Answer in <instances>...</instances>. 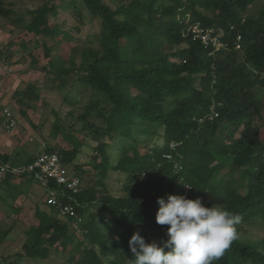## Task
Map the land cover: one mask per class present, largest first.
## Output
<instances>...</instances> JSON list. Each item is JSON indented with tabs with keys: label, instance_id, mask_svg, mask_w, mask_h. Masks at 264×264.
Listing matches in <instances>:
<instances>
[{
	"label": "trees",
	"instance_id": "16d2710c",
	"mask_svg": "<svg viewBox=\"0 0 264 264\" xmlns=\"http://www.w3.org/2000/svg\"><path fill=\"white\" fill-rule=\"evenodd\" d=\"M81 2L99 20L98 32L86 34L67 60L51 56L52 46L45 47L48 62L41 70L53 74L59 88L69 87L63 97L67 103L79 104L84 94L93 102L74 116L96 142L88 165L97 179H88L92 185L75 195L83 216L76 229L86 244L73 242L71 218L58 217L53 207L36 206L37 223L25 232L24 256L46 259L51 247L63 251L72 244V264H134L128 244L134 232L146 242L167 239L168 226L155 219L157 198L186 193L192 199L206 196V206L241 217L238 239L214 264H264V236L255 241L239 237L240 228L253 219L264 223V0L255 17L246 15L255 0H120L113 7L103 0ZM2 4L0 14L7 15ZM29 15L24 29L41 35L43 42L72 39L69 31L51 23L54 5L46 2ZM195 23L222 29L224 47L214 50L193 40L189 28ZM90 36L96 47L88 42ZM13 94L19 101L38 98L33 84ZM60 127L55 123L51 134ZM72 131L65 134L72 148L43 149L55 151L66 166L81 146ZM159 132L161 144L151 143L141 152L142 135ZM216 155L245 166L244 192L230 179H213L223 167L215 163ZM26 157L25 163L33 155ZM0 161L16 164L8 154H0ZM72 171L80 180L88 175L81 166ZM110 171L124 175L122 195L105 190ZM180 182L194 188L187 190ZM99 221L116 236L106 239Z\"/></svg>",
	"mask_w": 264,
	"mask_h": 264
},
{
	"label": "rangeland",
	"instance_id": "374dc122",
	"mask_svg": "<svg viewBox=\"0 0 264 264\" xmlns=\"http://www.w3.org/2000/svg\"><path fill=\"white\" fill-rule=\"evenodd\" d=\"M2 7L8 10L7 15L0 14V65L1 68L13 67L10 72L11 78L15 79V90L22 92L27 84H33L37 99L19 101L16 94L9 93L11 109H13L17 118L18 138L22 145L17 149V155L21 160H25L29 155L36 156L46 147H53L56 150L72 148L73 146L65 139L66 131L72 129L73 136L78 140L81 146L67 166L73 170L74 166H81L87 171L88 175H82V187L91 186L90 183L97 179L95 171L91 170L88 163L94 154L96 142L92 140V135L86 129H81L80 122H76L74 116L79 112L83 105L88 102L87 96L80 97L79 104H69L64 100V94L69 87L59 88L57 80L53 74H48L41 70V67L47 66L48 57L45 55V47L52 46L51 56H58L67 60L72 54V47L78 45L84 40L86 34H93L99 30V20L93 18L86 10L81 0H1ZM110 6H115L120 0H103ZM48 2L54 5L56 9L55 16H49L52 22L58 24L64 31L72 34L71 40L53 42L49 39L43 42L41 35H34L24 29V24L30 19L29 12L42 4ZM263 0H255L248 7V16L255 17ZM81 15L82 19H78ZM75 27H79L81 32ZM91 36L88 39L91 41ZM93 39V38H92ZM44 44V45H43ZM91 46L96 47L95 40L90 42ZM76 62L78 58L75 56ZM70 66V65H69ZM7 76V75H6ZM14 90V91H15ZM13 91V92H14ZM73 93V92H72ZM264 118V110L262 112ZM55 123L61 127L53 136L51 134ZM65 129V130H64ZM137 146L141 152L146 150V145L151 143L161 144V133L142 135ZM23 156V157H22ZM217 164H223V167L215 174L213 179H230L236 184L239 192H244L246 178L243 176L245 166H234L231 156L216 155ZM0 174V256L7 262L13 264H72L69 261L71 256L69 244L65 250L61 251L51 247L50 255L46 259H33L24 256L22 245L25 242V232L30 225L36 224L33 217L36 206L46 209L48 206L43 201L44 192L41 185L31 181L29 193L19 187L18 176L5 177ZM124 175L109 172L104 180L105 190L113 195H122V178ZM89 177V178H88ZM88 179H90L88 181ZM6 180V181H5ZM25 186V185H24ZM21 188V189H20ZM28 188V189H29ZM27 189V190H28ZM23 190V191H22ZM199 196H195L197 198ZM194 198V199H195ZM205 203L208 197H200ZM94 209V207H92ZM96 209V208H95ZM102 230L105 231V238H114L116 232L113 229H107V225L99 221ZM70 231L74 232V243L81 241L86 244L84 237L71 225ZM264 236V223L255 218L246 225H243L239 231V237L244 241H255Z\"/></svg>",
	"mask_w": 264,
	"mask_h": 264
},
{
	"label": "clouds",
	"instance_id": "9594fccd",
	"mask_svg": "<svg viewBox=\"0 0 264 264\" xmlns=\"http://www.w3.org/2000/svg\"><path fill=\"white\" fill-rule=\"evenodd\" d=\"M182 184L187 190L194 188ZM157 204L156 223L168 226L167 239L146 242L134 232L128 241L134 264H214L238 239L241 217L226 208L206 206L200 197L192 199L186 193L158 197Z\"/></svg>",
	"mask_w": 264,
	"mask_h": 264
},
{
	"label": "built area",
	"instance_id": "2783aa9c",
	"mask_svg": "<svg viewBox=\"0 0 264 264\" xmlns=\"http://www.w3.org/2000/svg\"><path fill=\"white\" fill-rule=\"evenodd\" d=\"M192 39H199L204 45H210L214 50L224 47L221 40L222 29L206 28L195 23L189 28ZM240 36L236 37L235 49H240ZM7 71H11L7 68ZM17 127V118L8 107H3L0 114V130L11 132ZM171 144L170 147H173ZM169 158L170 155L166 154ZM11 173L13 175L25 174L27 178L39 183L43 189V201L49 207L56 210L60 218H71L74 226L83 220V216L77 211L79 202L75 199L81 189L80 178L70 170L60 159L55 151L42 150L27 163L10 164L0 161V174ZM0 264H3L0 256Z\"/></svg>",
	"mask_w": 264,
	"mask_h": 264
},
{
	"label": "crops",
	"instance_id": "0c3cea01",
	"mask_svg": "<svg viewBox=\"0 0 264 264\" xmlns=\"http://www.w3.org/2000/svg\"><path fill=\"white\" fill-rule=\"evenodd\" d=\"M7 68H10L11 70L14 69L13 67L10 66H8ZM7 68L5 67L2 69L0 65V114L2 108L5 106L11 109V103L9 101V97L7 98V96H9L8 95L9 93H13L17 84L15 79L10 77L12 72L9 73L7 71ZM11 110L13 111V109ZM18 133H19V129L17 130V128L13 129L11 132H5L0 130V154H8L10 158H14V162L16 164L20 165V164H24L26 159L21 160V157L17 155V151H18L17 149L19 148V146L22 145L21 141L17 140L18 138H16L17 137L16 135H18ZM18 181H19L18 186L19 187L23 186V190H25L26 193H29V191L31 190L29 188L30 187L29 184L33 180L27 177H23V178L20 177L18 178Z\"/></svg>",
	"mask_w": 264,
	"mask_h": 264
}]
</instances>
